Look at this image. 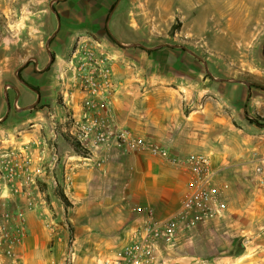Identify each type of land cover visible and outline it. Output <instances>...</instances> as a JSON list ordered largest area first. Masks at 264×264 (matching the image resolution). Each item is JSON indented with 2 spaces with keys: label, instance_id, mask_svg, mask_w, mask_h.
<instances>
[{
  "label": "crops",
  "instance_id": "0c3cea01",
  "mask_svg": "<svg viewBox=\"0 0 264 264\" xmlns=\"http://www.w3.org/2000/svg\"><path fill=\"white\" fill-rule=\"evenodd\" d=\"M121 1L0 0V211L19 213L26 231L13 257L0 248V263L105 264L136 241L148 212L174 214L188 178L180 161L204 155L221 211L160 245L158 264H264V61L222 70L179 44L145 45L127 8L114 19L116 44L107 19ZM179 12V36H191ZM89 33L112 59L110 122L170 159L134 145L89 157L68 138L59 75Z\"/></svg>",
  "mask_w": 264,
  "mask_h": 264
},
{
  "label": "built area",
  "instance_id": "2783aa9c",
  "mask_svg": "<svg viewBox=\"0 0 264 264\" xmlns=\"http://www.w3.org/2000/svg\"><path fill=\"white\" fill-rule=\"evenodd\" d=\"M111 63L112 59L101 43L91 36L82 42L77 41L73 46L59 75L62 85L60 98L66 111L63 125L68 138L89 157L110 149L125 150L127 146L134 145L153 156L170 159L166 149L134 139L127 131L117 129L110 122L107 111L115 90ZM76 93L81 99L74 104ZM180 163L187 167L188 178L178 209L162 220L151 218V212H148L149 219L135 238L136 241L105 264H158L160 245L173 244L184 230L219 215V192L213 185L214 172L210 158L190 155ZM136 211L142 213L140 208ZM0 218L3 222L0 225V248L5 256L11 258L15 246L26 235L23 219L19 213L7 208L0 211Z\"/></svg>",
  "mask_w": 264,
  "mask_h": 264
},
{
  "label": "rangeland",
  "instance_id": "374dc122",
  "mask_svg": "<svg viewBox=\"0 0 264 264\" xmlns=\"http://www.w3.org/2000/svg\"><path fill=\"white\" fill-rule=\"evenodd\" d=\"M173 1V6H167ZM128 5L119 3L116 11L109 14L107 30L115 34L117 15H125L147 33L144 44L156 46L167 42L190 48L219 66L220 69L246 68L264 61V0H135ZM161 6H157V3ZM111 10V9H110ZM190 19L184 30L191 36H179L183 23L178 21L180 12ZM106 15V16H107ZM199 19L198 22L191 21ZM2 24V23H1ZM229 30V31H228ZM130 31V30H129ZM89 35L100 39L92 33ZM22 44V42H19ZM212 71L215 68L208 64ZM242 77L251 79L245 70ZM71 236L70 226L67 228Z\"/></svg>",
  "mask_w": 264,
  "mask_h": 264
},
{
  "label": "trees",
  "instance_id": "16d2710c",
  "mask_svg": "<svg viewBox=\"0 0 264 264\" xmlns=\"http://www.w3.org/2000/svg\"><path fill=\"white\" fill-rule=\"evenodd\" d=\"M107 31V30H106ZM107 35H108V37L114 42V43H116L117 44V42L115 41V39L111 36V34H109L108 33V31H107ZM76 148V147H75ZM77 149V148H76ZM78 150V149H77ZM63 199V198H62ZM64 200V199H63Z\"/></svg>",
  "mask_w": 264,
  "mask_h": 264
},
{
  "label": "water",
  "instance_id": "95a60500",
  "mask_svg": "<svg viewBox=\"0 0 264 264\" xmlns=\"http://www.w3.org/2000/svg\"><path fill=\"white\" fill-rule=\"evenodd\" d=\"M190 54H191L193 57H197L196 54H194V53H190Z\"/></svg>",
  "mask_w": 264,
  "mask_h": 264
}]
</instances>
